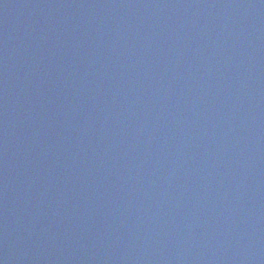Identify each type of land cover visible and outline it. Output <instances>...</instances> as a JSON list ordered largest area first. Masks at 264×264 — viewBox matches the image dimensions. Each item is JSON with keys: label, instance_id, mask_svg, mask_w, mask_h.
<instances>
[{"label": "water", "instance_id": "1", "mask_svg": "<svg viewBox=\"0 0 264 264\" xmlns=\"http://www.w3.org/2000/svg\"><path fill=\"white\" fill-rule=\"evenodd\" d=\"M0 264H264V0H0Z\"/></svg>", "mask_w": 264, "mask_h": 264}]
</instances>
